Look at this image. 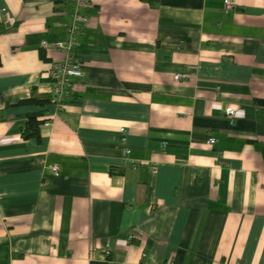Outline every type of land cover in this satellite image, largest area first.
I'll return each mask as SVG.
<instances>
[{"label": "crops", "instance_id": "0c3cea01", "mask_svg": "<svg viewBox=\"0 0 264 264\" xmlns=\"http://www.w3.org/2000/svg\"><path fill=\"white\" fill-rule=\"evenodd\" d=\"M224 1L96 0L59 109L75 0H0V264H264V0Z\"/></svg>", "mask_w": 264, "mask_h": 264}, {"label": "built area", "instance_id": "2783aa9c", "mask_svg": "<svg viewBox=\"0 0 264 264\" xmlns=\"http://www.w3.org/2000/svg\"><path fill=\"white\" fill-rule=\"evenodd\" d=\"M96 0H75L71 21L67 27V33L65 39L58 40L52 44L53 48L58 50L62 57L59 60L53 62L48 69L47 73L51 79V101L55 103L59 109H62L67 101L74 94L76 89V79L81 78L84 75V65L79 62L74 55V49L79 45L78 37L89 26L90 16L84 12L85 9L91 7ZM224 6L227 11L233 10L236 7L235 0H225ZM5 15H9L7 9H2ZM9 20L12 18L9 16ZM44 47L48 48V44L44 43ZM176 80L186 78L185 74H175ZM226 114L231 118L237 114L234 106H228L226 108ZM122 133L121 141L126 140L125 133L126 128L121 127ZM215 138H210L209 142L214 144ZM130 149L125 148L124 154L128 155ZM51 169L55 174H59L60 167L57 164L51 166ZM136 239L135 234L128 236V243L133 242Z\"/></svg>", "mask_w": 264, "mask_h": 264}, {"label": "trees", "instance_id": "16d2710c", "mask_svg": "<svg viewBox=\"0 0 264 264\" xmlns=\"http://www.w3.org/2000/svg\"><path fill=\"white\" fill-rule=\"evenodd\" d=\"M147 1L148 3L155 5L158 0H144ZM51 100V95L47 97H40L36 95L35 93L32 94L30 99L24 101L27 103H32V104H40L44 105ZM42 121L39 120L37 114H30L27 116V121L25 122V125L22 127V137L24 139H30V138H40V124ZM112 173H119L116 169H112Z\"/></svg>", "mask_w": 264, "mask_h": 264}]
</instances>
